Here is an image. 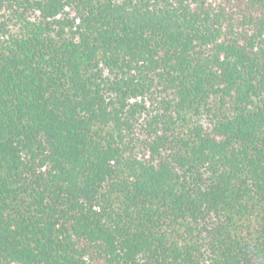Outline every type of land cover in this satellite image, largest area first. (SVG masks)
<instances>
[{"label": "trees", "instance_id": "16d2710c", "mask_svg": "<svg viewBox=\"0 0 264 264\" xmlns=\"http://www.w3.org/2000/svg\"><path fill=\"white\" fill-rule=\"evenodd\" d=\"M0 264H264V0H0Z\"/></svg>", "mask_w": 264, "mask_h": 264}]
</instances>
